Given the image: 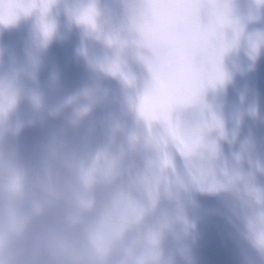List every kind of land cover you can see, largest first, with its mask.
Here are the masks:
<instances>
[{
	"label": "clouds",
	"instance_id": "9594fccd",
	"mask_svg": "<svg viewBox=\"0 0 264 264\" xmlns=\"http://www.w3.org/2000/svg\"><path fill=\"white\" fill-rule=\"evenodd\" d=\"M121 5L119 27L103 25L94 6L95 30L88 28L110 48L107 66L118 64L126 77L131 122L118 126L86 163L54 141L39 172L20 162L4 143L8 129L0 128V264H192L194 223L158 134L164 117L184 121L188 112L192 125L218 119V89L230 80L224 58L238 42L222 52L207 26L217 15L239 22V0ZM161 12L168 13L163 23ZM251 39L264 43V34ZM130 65L140 69L138 76ZM193 93L192 103H178ZM251 227L264 234V208L253 212Z\"/></svg>",
	"mask_w": 264,
	"mask_h": 264
},
{
	"label": "water",
	"instance_id": "95a60500",
	"mask_svg": "<svg viewBox=\"0 0 264 264\" xmlns=\"http://www.w3.org/2000/svg\"><path fill=\"white\" fill-rule=\"evenodd\" d=\"M89 5L109 29L125 19L121 0H56L44 17L53 25L48 36L38 10L0 24V105L14 100L0 114V128L8 129L5 145L33 172L41 171L54 141L86 163L104 150L118 126L131 122L129 87L107 70L110 48L77 22V14ZM236 15L243 31L224 58L230 80L218 89L221 127L208 134L224 186L209 191L191 184L182 158H175L184 181V207L194 223L192 264H264V245L251 227L253 212L260 208L251 192L264 193V43L257 42L253 52L251 38L264 34V7L239 0ZM232 36L226 32L228 39ZM130 71L140 73L136 65ZM206 95L211 98L213 90ZM188 119L185 112L183 120Z\"/></svg>",
	"mask_w": 264,
	"mask_h": 264
},
{
	"label": "snow or ice",
	"instance_id": "6c2138e0",
	"mask_svg": "<svg viewBox=\"0 0 264 264\" xmlns=\"http://www.w3.org/2000/svg\"><path fill=\"white\" fill-rule=\"evenodd\" d=\"M56 0H0V24L9 25L14 23L20 15H30L33 11L38 10L41 15V22L45 36H48L53 30V25L44 21L50 7ZM258 3H264V0H258ZM95 15L94 5H89L77 14V22L95 30L93 17ZM168 13L161 12L157 17L159 22L167 20ZM230 29L233 33L231 39L226 37V30ZM242 32L239 22H234L227 15H217L209 19L207 26V37L209 40H218L221 43V51H226L229 47L235 46ZM111 39L108 43H111ZM259 44L251 42L252 51L258 49ZM107 70L114 76L123 77V73L118 64L112 63L107 66ZM126 79V77H124ZM219 80L223 79V74L218 76ZM210 84L215 81H210ZM197 96L193 93L178 101L181 104L192 103ZM14 100L9 98L6 105H0V114L12 107ZM221 123L218 119L213 118L211 122L201 125H192L179 119L164 117L159 129L158 139L160 146L165 154L166 163L169 164L173 177L183 186L184 181L177 175L175 158L178 155L182 158L186 169V179L191 184L199 186L201 189L209 191L217 190L224 185L218 179L213 158L216 153V145L208 139V134L214 129L220 128ZM232 179H229V183ZM251 195L255 198L257 204L264 208V193L252 190ZM260 245H264V234L257 235Z\"/></svg>",
	"mask_w": 264,
	"mask_h": 264
}]
</instances>
